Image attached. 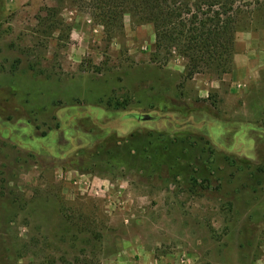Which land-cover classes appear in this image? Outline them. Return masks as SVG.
<instances>
[{
    "label": "rangeland",
    "instance_id": "rangeland-1",
    "mask_svg": "<svg viewBox=\"0 0 264 264\" xmlns=\"http://www.w3.org/2000/svg\"><path fill=\"white\" fill-rule=\"evenodd\" d=\"M54 5L0 0V264H264L263 19L189 78L129 18L43 34Z\"/></svg>",
    "mask_w": 264,
    "mask_h": 264
},
{
    "label": "trees",
    "instance_id": "trees-1",
    "mask_svg": "<svg viewBox=\"0 0 264 264\" xmlns=\"http://www.w3.org/2000/svg\"><path fill=\"white\" fill-rule=\"evenodd\" d=\"M37 20L42 33L66 31L61 18L70 7L88 15L94 26L102 28L107 42L122 35L126 19L133 27L148 26L155 41L150 61L160 67L180 58L185 61L189 78L211 73L218 78L230 74L240 32L255 17L264 21V0H53ZM259 14V15H257ZM118 109V108H116ZM138 121L155 120L151 115L132 114ZM79 258L71 264H77ZM84 264H87L84 263Z\"/></svg>",
    "mask_w": 264,
    "mask_h": 264
},
{
    "label": "water",
    "instance_id": "water-1",
    "mask_svg": "<svg viewBox=\"0 0 264 264\" xmlns=\"http://www.w3.org/2000/svg\"><path fill=\"white\" fill-rule=\"evenodd\" d=\"M150 120V119H149Z\"/></svg>",
    "mask_w": 264,
    "mask_h": 264
}]
</instances>
